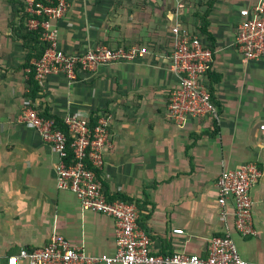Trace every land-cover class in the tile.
<instances>
[{
    "label": "crops",
    "instance_id": "obj_1",
    "mask_svg": "<svg viewBox=\"0 0 264 264\" xmlns=\"http://www.w3.org/2000/svg\"><path fill=\"white\" fill-rule=\"evenodd\" d=\"M8 1L12 9L18 6L17 0ZM206 1L184 0L182 22L200 31L195 7L204 10ZM259 1H213L208 20L216 41L202 82L219 118H191L184 124L168 112L178 86L168 55L176 0H67L68 9L54 21L58 44L69 54L98 44L150 49L132 61L79 70L76 78L55 73L39 83L40 101L62 119L77 115L95 122L110 116L113 144L99 178L108 200L137 205L138 223L149 233L155 254L207 256L211 239L229 233L242 258L264 264V56L246 60L235 44L240 9ZM12 20L14 11L8 28H0L2 264L23 248L46 246L54 233L88 254H114V219L85 209L73 191L58 187L57 153L21 120L31 100L25 94L28 69L22 67L26 49L11 36ZM249 161L258 163L262 177L252 189L257 234L243 236L232 203L227 217L221 216L216 181L224 168ZM176 228L183 233H174Z\"/></svg>",
    "mask_w": 264,
    "mask_h": 264
},
{
    "label": "built area",
    "instance_id": "obj_2",
    "mask_svg": "<svg viewBox=\"0 0 264 264\" xmlns=\"http://www.w3.org/2000/svg\"><path fill=\"white\" fill-rule=\"evenodd\" d=\"M25 2L32 14L48 17L43 21L38 18L28 20L31 29L43 28L42 39L49 42L44 55L35 61L38 81L60 72L76 78L79 70L93 71L101 64L132 61L150 51L147 45L127 48L98 44L85 53L69 54L60 48L54 28V21L68 9L67 0H57L56 3L50 0V4L37 0ZM182 7L183 0H176L175 22L168 41L170 69L178 78V86L169 99L168 112L178 124H184L191 118L212 116L218 119L217 106L202 82L212 67L214 49L197 28L182 22ZM239 12L242 19L237 26L235 44L244 59H259L264 56V0L243 7ZM30 104L23 111L21 120L37 129L43 141L57 153L58 187L73 191L85 209L114 219L117 250L114 254H88L64 235L54 233L46 246L33 250L23 248L18 254L8 256L7 264H261L242 258L229 233L211 239L207 256L153 253L149 233L138 223L137 205L121 199L108 200L97 174L113 144L110 116L102 115L92 122L77 115H66L63 121L68 127L67 134L54 127L53 120L42 117L34 103ZM261 129H264V124ZM261 177L258 163L249 161L235 168H224L216 181L221 216L223 219L227 217V204L232 203L236 228L243 236L257 234L252 189ZM183 231L182 228L173 230L174 233Z\"/></svg>",
    "mask_w": 264,
    "mask_h": 264
},
{
    "label": "trees",
    "instance_id": "obj_3",
    "mask_svg": "<svg viewBox=\"0 0 264 264\" xmlns=\"http://www.w3.org/2000/svg\"><path fill=\"white\" fill-rule=\"evenodd\" d=\"M14 1V0H12ZM38 2H42L43 4H50V0H37ZM54 3L57 2V0H53ZM214 0H207L206 1V8L204 10L200 9V6L195 7V16L198 18V21L196 22V26L200 29L202 33H204L209 41L212 43V48H215V37L209 30V20L208 16L212 8ZM15 3L18 5L16 8L13 9L14 11V20L11 21L10 26L12 28V38L15 40H20L22 42V45L26 49V58L25 62L22 64L23 68L28 69L26 72L27 75V91H26V97H28L32 104L34 103L36 108L39 110V114L46 118L53 120L54 127L59 128L69 134L68 127L64 123L63 119L54 115L49 111V108L47 105L42 103L40 101V98L42 96L41 94V87L39 81L36 79V65L35 61L39 60L43 55L45 50L49 46V42L42 39V33L43 28L39 26L37 29H31L28 25V20L31 18H38L40 21H43L45 19H48L46 15H36L32 14L28 11L27 5L25 0H17ZM198 5V3H196ZM212 96V94H211ZM213 102H215L214 97L212 96ZM93 122V121H92ZM100 170H97V174L99 177ZM116 198L112 197L110 200H114ZM124 200V199H121ZM127 201V200H126ZM129 202H132L129 200ZM133 203V202H132Z\"/></svg>",
    "mask_w": 264,
    "mask_h": 264
},
{
    "label": "rangeland",
    "instance_id": "obj_4",
    "mask_svg": "<svg viewBox=\"0 0 264 264\" xmlns=\"http://www.w3.org/2000/svg\"><path fill=\"white\" fill-rule=\"evenodd\" d=\"M183 6H184V0H183ZM13 9L11 3L8 0H0V28L3 29L4 31L5 29L8 28L6 26V23L11 19L13 14L12 11Z\"/></svg>",
    "mask_w": 264,
    "mask_h": 264
}]
</instances>
